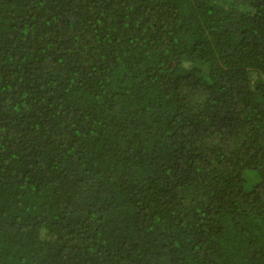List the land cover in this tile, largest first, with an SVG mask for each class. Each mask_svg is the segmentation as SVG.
<instances>
[{"label": "trees", "instance_id": "trees-1", "mask_svg": "<svg viewBox=\"0 0 264 264\" xmlns=\"http://www.w3.org/2000/svg\"><path fill=\"white\" fill-rule=\"evenodd\" d=\"M0 264H264V0H0Z\"/></svg>", "mask_w": 264, "mask_h": 264}]
</instances>
